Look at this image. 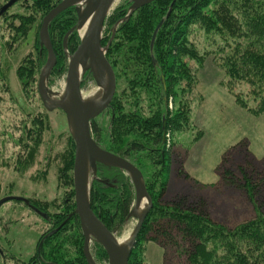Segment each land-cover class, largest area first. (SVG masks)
<instances>
[{"label": "trees", "instance_id": "obj_1", "mask_svg": "<svg viewBox=\"0 0 264 264\" xmlns=\"http://www.w3.org/2000/svg\"><path fill=\"white\" fill-rule=\"evenodd\" d=\"M31 1L32 14L40 13L41 20L57 5L55 0ZM131 4L110 14L105 24L106 32L116 26L115 38L106 56L125 84L122 87L126 91L124 101L116 102L117 97L113 98L106 113L114 118L106 128L97 120L91 127L93 138L100 147L140 169L152 197L151 211L137 238L129 264H141L142 247L147 241H154L163 249L169 246L179 248L175 254L177 259L167 258L166 264H264V213L259 212L255 219L229 229L210 218L202 204L185 207L181 202L163 201L171 161L167 136L171 130L183 129V122L186 124L188 120L184 112L186 106L173 112L166 104L170 97L177 105L182 104V99L186 100V96L181 98V95L191 93L196 80L190 61L203 65L206 57L188 41L191 28L197 26L208 34L218 35L219 39H213L214 47L207 52V57L216 55L214 61L227 75L226 87L238 106L259 117L264 115V0H156L133 12L119 25ZM8 14L5 12L1 17L11 18L9 25L23 34L34 21L27 15L8 17ZM160 23L152 47L155 29ZM76 25L74 7L51 21L49 35L58 59L53 72H67L63 42ZM111 37L112 33L103 39L102 45L106 46ZM78 44L74 31L70 35L69 51L73 53ZM30 56L18 72L24 86L29 82L34 88L37 67ZM242 86H247V90ZM74 157L75 143L71 140L66 168L72 173ZM142 158L150 161L154 180L145 173L148 167L139 162ZM246 166L244 169L239 167L242 181L244 175H252ZM72 173V179L68 177L71 185L74 183ZM97 175L99 180L91 186V208L111 233L118 236L135 201L134 186L128 175L115 167L98 165ZM226 180L233 182L235 178L227 174ZM251 182L244 181L240 185L247 189L253 201ZM71 188L64 206L53 213L47 201L28 200L27 205L40 215L49 213L48 224L52 225L51 232L55 231L44 241L36 264H88L84 256L85 238L81 223L77 215H71L76 208L75 190ZM94 246L97 262L108 263L104 248L97 242Z\"/></svg>", "mask_w": 264, "mask_h": 264}, {"label": "rangeland", "instance_id": "obj_2", "mask_svg": "<svg viewBox=\"0 0 264 264\" xmlns=\"http://www.w3.org/2000/svg\"><path fill=\"white\" fill-rule=\"evenodd\" d=\"M55 1L57 7L63 0ZM9 2L10 0H0V12ZM129 3L132 0H116L110 14L120 7H127ZM32 4L31 0H18L6 11L10 13L8 17L18 14L34 19L26 28L25 34L12 29L9 25L11 18H2L0 14V201L8 197H21L27 201L34 198L47 201L49 210L53 213L64 206L71 187L74 188V183L71 185L68 180V177L72 179V172L66 168L73 136L66 112L57 108L49 112L39 93V81L42 70L49 61V52L39 36L42 26L40 23L43 21L41 14H32ZM124 19H120L118 24L123 23ZM73 29L80 42L78 22ZM115 29L116 26L106 32L104 26L102 41L112 33L106 46L103 45L108 51L115 38ZM215 38L219 39L217 34H208L197 26L191 28L188 41L201 56L206 57L203 65L195 60L190 61L196 80L191 93L181 95V98L186 96L187 101L182 99V104L177 105L170 97L166 104L173 112L186 106L184 112L188 120L186 124L183 122V129L171 130L167 136L171 161L163 201L181 202L185 207L202 204L210 218L234 229L255 219L259 212L264 213V115L253 116L236 103L232 92L226 87L227 75L214 61L216 55L207 57V52L213 50L212 42ZM69 41L70 36L66 46ZM70 54L69 48L64 47L66 68ZM28 56L35 60L37 67V84L34 88L29 82L25 87L19 78L18 71ZM57 62L58 59L55 66ZM53 69L47 82L48 89L53 92L55 100L61 101L66 98L68 70L66 69L65 74H59L60 71L53 72ZM115 80L114 98L117 97L116 102L120 100L122 103L126 92L122 87L125 84L116 73ZM81 81L85 100L90 96H102L92 72L87 71ZM163 85L165 87L166 82ZM242 89L247 90V86H242ZM113 118L105 110L95 120L106 128ZM139 160L148 167L145 173L154 180L151 176L154 169L150 161H144L143 158ZM244 165L252 173L250 177L244 175V181H252L250 186L254 192L253 201L250 200L247 189L240 185L244 181L239 167L244 169ZM124 174L128 175L133 186L130 175ZM227 174L236 181L230 183L226 180ZM95 180H99L98 175L93 182ZM48 217L49 213L40 215L23 201L9 200L1 205L0 249L3 253L0 251V264H36L40 257V242L52 233ZM136 224V219L127 217L124 228L118 235L119 240H126ZM94 242L90 244L93 258L96 255ZM142 248L141 264H164L167 258L176 260L178 255L175 254L179 251V248L171 246L163 249L154 241L145 242Z\"/></svg>", "mask_w": 264, "mask_h": 264}, {"label": "water", "instance_id": "obj_3", "mask_svg": "<svg viewBox=\"0 0 264 264\" xmlns=\"http://www.w3.org/2000/svg\"><path fill=\"white\" fill-rule=\"evenodd\" d=\"M116 0H63L57 7L50 10L42 21V26L39 31L41 43L47 47L49 52V61L42 70L40 77L39 93L42 96L44 106L49 112L53 109H62L66 112L69 118V126L72 132L73 141L75 142V157H74V190L76 209L73 215H77L81 223L82 233L84 235V256L88 264H98L95 258L92 257L90 244L95 241L102 246L107 254L108 264H129L131 253L136 246L137 238L145 223V219L151 211L152 197L149 196L147 187L144 184V175L140 169L132 162L124 159L116 154H112L99 146L92 135V122L100 117L107 110L111 101L115 96L116 80L115 72L106 54L108 48H103L102 38L103 30L106 24V19L111 12V7ZM156 0H132L131 9L127 18L131 14L143 6L153 3ZM18 0H10L8 4L2 7L0 14L8 11ZM75 7L78 17V28L83 29L90 21L91 24L88 30L81 36L78 47L71 53L68 58L67 75H66V97L70 98V108L61 107L59 105L50 106V100L47 94L53 93L48 89V79L52 73V69L56 64V56L52 47L51 38L49 35V27L51 21L66 9ZM126 18V19H127ZM125 20V19H124ZM162 23L155 29L152 39V47L158 33V29ZM75 29L72 28L64 38L63 46H66L69 36ZM116 30V29H115ZM154 64L155 61H153ZM88 64V66H86ZM80 66H86L85 71L80 74ZM93 73L94 80L97 85H103L107 82L105 96L101 99L98 108L93 109L92 106L84 101V94L81 91V77L87 72ZM44 81L47 87L44 88ZM165 83V82H164ZM47 93V94H46ZM105 165L112 168H118L129 174L133 186L135 187V201L133 208L128 215V218L136 219L137 224L132 231V237L127 247H121L118 243V236L111 233L108 227L100 221L98 216L91 208V185L94 179L97 178L98 165ZM9 200L23 201L26 204L29 202L25 198L8 197L0 201V206ZM146 201L145 207H142ZM139 211L140 215H139ZM55 232V231H54ZM52 232V233H54ZM50 233V234H52ZM48 234V235H50ZM40 242L38 246V254L41 252V247L47 236Z\"/></svg>", "mask_w": 264, "mask_h": 264}, {"label": "bare ground", "instance_id": "obj_4", "mask_svg": "<svg viewBox=\"0 0 264 264\" xmlns=\"http://www.w3.org/2000/svg\"><path fill=\"white\" fill-rule=\"evenodd\" d=\"M113 6V5H112ZM89 23L88 24H86L85 26H84V28L83 29H81L80 30V35L82 36V37H84V33L88 30V28H89V26H90V24H91V22L90 21H88ZM86 66H88V64H86ZM86 66H80L79 67V69H80V74H82L84 71H85V68H86ZM47 87V83H45V81H44V88H46ZM106 89H107V82H104V84L103 85H100L99 87H98V90H99V92H101V95L102 96H100L99 98L98 97H93V96H90V97H88V99L87 100H85L84 99V101L86 102V103H88V104H90L91 106H92V108L93 109H96V108H98L99 107V103H100V101H101V99L105 96V94H106ZM47 94V93H46ZM52 94L53 93H51V95L50 94H47V97L49 98V100H50V106H52V105H59V106H61V107H67V108H70V98H69V96H67L66 98H63V100L61 99V101H58V100H55L54 98H53V96H52ZM67 95V94H66ZM98 98V99H97ZM145 204H146V201H144L143 202V204H142V207L144 208L145 207ZM140 212L141 211H139V215H140ZM132 232H131V234L129 235V237L126 239V240H119V238H118V243H119V245H121V247H127L128 246V244H129V241L131 240V237H132Z\"/></svg>", "mask_w": 264, "mask_h": 264}, {"label": "flooded vegetation", "instance_id": "obj_5", "mask_svg": "<svg viewBox=\"0 0 264 264\" xmlns=\"http://www.w3.org/2000/svg\"><path fill=\"white\" fill-rule=\"evenodd\" d=\"M0 251L3 253V250L0 249Z\"/></svg>", "mask_w": 264, "mask_h": 264}]
</instances>
